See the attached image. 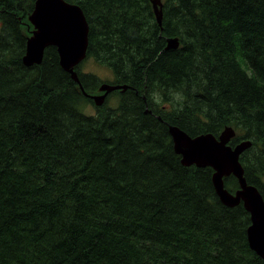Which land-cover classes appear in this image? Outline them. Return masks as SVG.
<instances>
[{"label": "trees", "instance_id": "1", "mask_svg": "<svg viewBox=\"0 0 264 264\" xmlns=\"http://www.w3.org/2000/svg\"><path fill=\"white\" fill-rule=\"evenodd\" d=\"M35 1L0 0V264H264L249 212L223 205L213 170L185 167L169 134L231 128L227 146L254 140L264 162V0H161V26L150 0H65L89 25L86 58L99 50L130 87L95 116L55 47L23 65ZM78 79L86 94L98 82ZM159 92H180L181 110L157 111ZM262 175L244 178L259 190Z\"/></svg>", "mask_w": 264, "mask_h": 264}, {"label": "water", "instance_id": "2", "mask_svg": "<svg viewBox=\"0 0 264 264\" xmlns=\"http://www.w3.org/2000/svg\"><path fill=\"white\" fill-rule=\"evenodd\" d=\"M51 1L52 4H49L47 7L49 12L45 14V10L42 8L39 15L37 14L38 21H34V14L38 11L37 5L40 3L39 0L35 1L34 10L28 18L33 26V30L31 33L32 36L26 42L25 56L22 58L23 64L27 67L40 65L43 61L45 49L55 47L58 52L60 67L63 71L70 74L71 79L78 85L84 97L92 100L95 106H101L106 96L114 91H121L123 93L128 90L130 88L128 85L103 84L98 89L99 92H102L100 95L92 96L84 92L74 67L80 64L86 57L89 25L78 6L69 4L64 0H47L43 4L50 3ZM152 3L156 21L161 25L162 13L158 9V6H160L159 0H152ZM171 41L175 42L174 47L169 45ZM167 43V49H176L178 47V41L176 39H169ZM229 130L231 131L230 128L224 130L218 140L211 135L190 139L177 127H169V134L174 138L175 152L182 155L181 163L184 166L196 165L198 168L211 167V164L215 160V154L223 153L229 157L222 172L220 174L215 173L212 176L214 190L221 203L227 207H234L239 202H243L246 210L250 213V226L247 229L249 247L259 257L264 259V202L255 188L246 186L244 179L240 177L242 173L241 168L239 173L236 172V169L235 172L229 171V162H232L237 156V150H230L225 145L234 136L232 131V134L229 133ZM196 145L200 146L199 149H202L203 146L206 147V155L212 158H205L202 152L196 149ZM178 146L180 147L179 149ZM207 147L212 148L214 151L212 152V149H208ZM184 157L187 158L186 162H184ZM229 173L239 176L238 181L243 179L240 182L241 190L237 191L234 195L223 189L222 178ZM247 205L254 211H250L246 207Z\"/></svg>", "mask_w": 264, "mask_h": 264}, {"label": "rangeland", "instance_id": "3", "mask_svg": "<svg viewBox=\"0 0 264 264\" xmlns=\"http://www.w3.org/2000/svg\"><path fill=\"white\" fill-rule=\"evenodd\" d=\"M46 1L47 0H42V1L39 0L40 3L37 5L38 11L34 14V21H38L39 12L42 9V7L45 5L43 3H46ZM45 14H47V13H45ZM16 19H18L20 21V17L19 16H16ZM26 19L28 20V18H26ZM31 30H33V27L31 28ZM22 33L23 34H27V32H26L25 29L22 31ZM31 33H32V31H31ZM31 36H32V34H29L28 36H25V38L27 37L26 38V42H27V39L30 38ZM3 39H4V35H3V37L0 36V42H3L4 41ZM169 45H171L172 47H174L175 46V42L174 41H171L169 43ZM96 53H97V55H93L92 57H88V58L84 59L82 61V63L79 65L78 70H76L78 74H90V75H93L94 77H96L98 79V82H97L96 86L93 89H91L90 91H88L90 94H95V95L99 94L98 89H99V87L101 85H103V83L110 85L113 82H115V80H116L115 78L117 76V71L115 73L110 67H108L106 64L103 63L104 57H100V55L102 53L99 50L96 51ZM102 55H104V54H102ZM105 56H107V57H114V54H106ZM13 64H17V63L13 62ZM1 70L2 71H5V72L7 71L6 69H1ZM247 75L250 76L249 72H247ZM109 80H110V82H109ZM116 95H117V93L110 94L105 99L106 101L104 100L103 105L102 106H98V107H95L92 102L91 103H88V102H84L83 101L82 102L83 105H82V103L80 104V110H81V112H83L86 115L95 116L97 113H100L101 112V110L96 111L97 108H102V110H105L106 108L112 109V107L116 104ZM183 102H184V100H183L182 95H181L180 92L179 93H175L174 95H172V94L169 93V94H166L165 96L163 95L162 92H159L157 95H155L153 97V104H154L156 110L159 111V112H165V110L163 108L164 107H167L168 109H170L171 108V105L174 108H176L178 110H181V107L183 105ZM229 133L232 134V132L230 130H229ZM233 133H234V137L235 136L237 137V133H236V131L234 129H233ZM182 136L184 137V135H182ZM238 145L240 147L237 148V151H236V155L237 156H236V158L233 159V163H234V167L236 169V172L239 173L240 172V168H241L242 169V173H241L240 177L244 178L245 171L249 170L250 167H254L256 170L263 172L262 181L264 183V166L261 165V164H264V162L262 161V157H261V155H260V153L258 151L259 144H256L254 142V140H246V141H242V142L238 143ZM179 148L180 147L178 146V149ZM50 163L51 164H53V163L60 164V163H62V160H60L57 157H54L50 161ZM37 169L41 170V168H39V167ZM56 174H57L58 177L54 181H55V184H58V182L60 181L59 180L60 178H59L58 170L56 171ZM240 177L239 176H235V178L237 179V181H238V178H240ZM242 180L243 179L239 180L238 181L239 182L238 184H235V183L229 184L227 186V189L230 192H232L233 194H235L237 191L241 190V184H240V182ZM254 182H255V178H252L251 179V184L254 185V186H256V184ZM31 183L34 184V180H31ZM259 189L264 194V187L263 188H259ZM64 205L66 207L67 206V203H64ZM66 216H67V214L63 210V216H62V218L66 217ZM41 250H44L45 251L46 250V247H44L42 245L41 246Z\"/></svg>", "mask_w": 264, "mask_h": 264}, {"label": "bare ground", "instance_id": "4", "mask_svg": "<svg viewBox=\"0 0 264 264\" xmlns=\"http://www.w3.org/2000/svg\"><path fill=\"white\" fill-rule=\"evenodd\" d=\"M54 3V2H53ZM49 4H52V1L50 2V3H47V4H45L42 8L45 10V13H47V12H49V10L47 9V7H48V5ZM56 51H57V49H56ZM58 53V52H57ZM103 82V81H102ZM109 82H110V80H109ZM108 83V82H107ZM104 84V83H103ZM101 85V84H100ZM99 87V86H98ZM83 88V87H82ZM106 101V100H105ZM102 106V105H101ZM96 107V106H95ZM196 143V142H195ZM203 144V143H202ZM201 144V145H202ZM197 146V145H196ZM214 146V145H213ZM200 148V146H197L196 147V149L197 150H199L200 152H202V154L205 156V158H212V157H208V155H206V150L207 149H205L206 147H202V149H199ZM204 148V149H203ZM208 148V147H207ZM192 149V148H191ZM195 149V148H194ZM208 149H212V148H208ZM214 150L212 149V152H213ZM186 157H184V162H186ZM227 159H229V157L227 156V155H225V154H223V153H217V154H215V160H214V162L211 164V167L213 168V170H214V173H216V174H220L221 172H222V169H223V167H224V165H225V163H226V161H227ZM182 160V159H181ZM193 166V165H192ZM229 171L230 172H235V167H234V164H233V161L232 162H229ZM185 167H189V166H185ZM250 211H254L249 205H247L246 206ZM255 214V213H254ZM262 215V214H261ZM260 219H262V217H260ZM264 219V218H263ZM263 224V223H262ZM260 229H261V227H260ZM258 230V229H257ZM262 231V230H261ZM258 233V232H257ZM263 233V232H262ZM259 235V234H258ZM261 236H263V235H261ZM260 236V237H261ZM259 237V236H258ZM263 251V250H262Z\"/></svg>", "mask_w": 264, "mask_h": 264}, {"label": "flooded vegetation", "instance_id": "5", "mask_svg": "<svg viewBox=\"0 0 264 264\" xmlns=\"http://www.w3.org/2000/svg\"><path fill=\"white\" fill-rule=\"evenodd\" d=\"M229 177H231V176H228L227 178H229Z\"/></svg>", "mask_w": 264, "mask_h": 264}]
</instances>
